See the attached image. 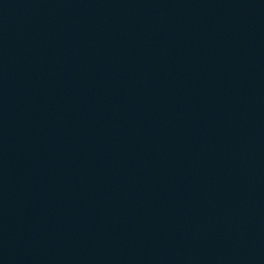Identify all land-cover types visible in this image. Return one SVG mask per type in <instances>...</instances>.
<instances>
[{"label":"water","instance_id":"95a60500","mask_svg":"<svg viewBox=\"0 0 264 264\" xmlns=\"http://www.w3.org/2000/svg\"><path fill=\"white\" fill-rule=\"evenodd\" d=\"M0 264H264V0H0Z\"/></svg>","mask_w":264,"mask_h":264}]
</instances>
